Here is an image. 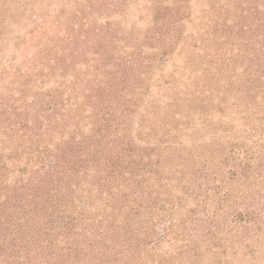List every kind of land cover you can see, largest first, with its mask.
<instances>
[{
	"label": "trees",
	"instance_id": "trees-1",
	"mask_svg": "<svg viewBox=\"0 0 264 264\" xmlns=\"http://www.w3.org/2000/svg\"><path fill=\"white\" fill-rule=\"evenodd\" d=\"M188 1L148 0L146 27L124 33L114 22L87 27L91 15L120 16L123 0L73 1L77 13L59 21L60 32L47 39L44 57L54 59L35 79L18 83L14 95L1 97L0 264H218L225 235L240 239L255 221L251 214L264 213L249 208L253 196H242L253 166L232 156L240 138L232 128L210 142L172 141L181 119L206 115L208 107L221 112L225 104L238 133L262 131L252 140L257 155L264 147V127L258 126L264 124V61L242 69L222 58L224 48L217 49L211 31L218 9L228 14L223 5L202 11L214 17L199 37L187 33ZM176 51L182 70L195 78L168 88V103L145 128L151 109L142 114L137 108L154 57ZM49 78L54 87L43 91ZM224 137L235 140L224 146L234 163L207 173L210 165L220 169L227 154L205 150ZM181 195L203 207L204 217L170 219L168 207L180 205ZM156 225L164 226L161 238ZM185 225L194 233L183 231ZM184 239L189 243L179 244ZM190 245L206 251L209 263L199 262Z\"/></svg>",
	"mask_w": 264,
	"mask_h": 264
},
{
	"label": "rangeland",
	"instance_id": "rangeland-1",
	"mask_svg": "<svg viewBox=\"0 0 264 264\" xmlns=\"http://www.w3.org/2000/svg\"><path fill=\"white\" fill-rule=\"evenodd\" d=\"M73 1L78 0H0V99L1 97L5 99L14 95L12 90L17 87L18 83L35 79L36 72L46 69L44 66L47 67L54 59L51 55L44 57V54H47L44 52L49 44L47 39L52 36V33L60 32V29L57 28L59 21H63L69 15L77 13L78 10L74 8ZM147 4L148 0H123L120 16L113 15L109 18H103L91 15L88 17L87 23L90 25L87 27L93 28L98 23L114 22L122 29V33L131 30L133 27L143 29L151 19V16H148L144 9ZM211 4L215 5L214 9H218L219 6L223 5L228 10V14H226L218 9L221 16H219V20L211 31L214 33L213 36L218 39L217 49L219 47L224 48L222 58L226 57L231 67L236 64V67L241 65L242 69L243 66L253 67L255 63L257 66L258 63H263L264 0H212L209 3L205 0H189L187 5L191 17L183 20L187 33L197 34V37H199L198 31H201L203 25L207 24L205 21L208 17H214L213 13L202 14V11L210 10ZM117 42L120 43L119 46L122 44L120 41ZM204 49L210 51L208 47H204ZM144 51L148 52L147 49ZM153 65L155 66L152 71L150 70V76L144 84L145 93L137 108L140 113L151 109L150 115L146 117L148 124L147 122L144 123L145 128L153 125L161 108L168 103V96L171 95L168 88L176 89L187 82L188 78H195L194 73L182 70L183 61L177 51L170 55L155 56ZM79 67L82 66L79 65ZM44 80L41 84L43 91L54 87L53 79ZM61 97L63 101H68L66 94ZM215 103L219 106V101H215ZM208 109L206 115L198 117L197 114H190L185 119H181L184 125L177 123L180 130L173 133L175 139L173 138L172 141L181 143L183 146L190 145L189 139L196 142H210L219 136L220 130L225 133V131L232 128V133L240 137L236 146L233 147L234 153L232 156L241 158L245 165L253 166V170L248 169L245 173L246 187L243 189L242 196L247 193L253 196L251 203L248 204L250 209L262 207L261 210L264 211V147L262 152L257 155L252 141L259 138L262 131L260 129L254 133L251 131V134L246 137L247 135L244 133H238L241 128L238 126L237 119L230 107L224 104L219 108L221 112H215L217 109L215 106L208 107ZM210 110L213 111L210 112ZM248 119L250 120L246 122L248 123L246 126L251 127L253 121L251 118ZM203 121L206 124L204 128H201L199 122ZM258 126L263 128V122H260ZM193 127H198V131H193ZM145 128L142 129L146 130ZM137 129H139L138 126L133 124V131ZM223 133L222 135H224ZM226 142H235V140L231 137H224L219 145H210L211 147H207L205 150L226 151L227 154L220 169L210 165L207 173H218L234 163V158L230 156L232 150L224 147ZM202 159L201 157L197 161V165H202ZM48 163L50 162H45L44 165ZM12 179L9 177L8 181L12 182ZM173 193L178 192L173 190ZM181 196L183 199L178 202L180 204L177 205L178 207L174 206V209L168 207L167 213L170 215V219H176L180 215L191 218L204 217L203 207H196L193 202L189 201V198L184 195ZM188 210L192 213H187ZM251 217L252 219L255 218V221L252 224H246L240 239L233 238L232 233L225 235L227 240L222 242V245L225 246L220 250L218 264H264V213L258 215L253 213ZM229 224L231 230L236 229L233 222ZM186 225L183 227V231L194 233V228ZM155 229L158 237L161 238L164 235V226L156 225ZM185 243L189 242L185 239L179 242L181 245H185ZM197 246H200L199 241H197ZM197 246L195 245L194 248L190 245V248L194 249L199 262L209 263L208 253L200 248L196 249ZM188 249L186 248V250ZM185 255L186 253L182 257H185ZM147 264L151 263L148 262Z\"/></svg>",
	"mask_w": 264,
	"mask_h": 264
}]
</instances>
